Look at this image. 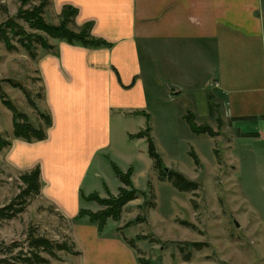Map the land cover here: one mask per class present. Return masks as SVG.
<instances>
[{
	"label": "crops",
	"instance_id": "crops-1",
	"mask_svg": "<svg viewBox=\"0 0 264 264\" xmlns=\"http://www.w3.org/2000/svg\"><path fill=\"white\" fill-rule=\"evenodd\" d=\"M46 1L54 15L75 9L74 25L90 23L91 36L110 44L94 49L54 40L56 53L37 60L51 126L43 141L15 139L6 158L23 173L39 167L40 196L64 219L94 212L82 199L92 194L83 193L85 180L90 173L98 177L109 158L115 123L141 117L148 89L157 92L159 79L187 82L169 90L172 97L190 96L196 120L219 105L238 151L264 148L262 0ZM105 228L98 233L87 218L73 223L80 264H138L119 232L109 235Z\"/></svg>",
	"mask_w": 264,
	"mask_h": 264
},
{
	"label": "rangeland",
	"instance_id": "rangeland-1",
	"mask_svg": "<svg viewBox=\"0 0 264 264\" xmlns=\"http://www.w3.org/2000/svg\"><path fill=\"white\" fill-rule=\"evenodd\" d=\"M41 1L30 0L24 9L30 10ZM19 8L20 0H0V25L13 20L26 34L47 38L18 17ZM44 19L52 25L60 20V14L52 13L50 3L44 10ZM10 42L12 50L0 42V90L34 127H41L39 114L45 112V107L37 60L47 51L34 43L33 52H28L12 36ZM47 42L55 43L52 39ZM183 59L191 60L186 56ZM173 80L159 79L161 87L157 92L148 89L144 115L115 123L110 156L103 159L98 177L88 175L82 191L111 196L120 184L112 165L124 174L131 170L130 180L140 194L122 209L116 223L108 221L105 230L109 235L119 232L132 244L138 264L141 260L148 264H264V148L247 153L235 149V134L219 105L204 120L194 117L197 126H209L216 136L194 134L185 119L192 112L190 96L172 97L169 90L175 86L185 89L187 82L179 77ZM15 84L25 89L33 105L19 88L13 87ZM147 125L162 160V170L156 169L148 157L145 139L131 138L145 131ZM12 131V115L0 99V140L10 142V146L15 140ZM10 146L0 150V208L14 200L24 187L20 181L23 172L12 168L6 159ZM170 171L196 183L198 189L177 191L165 176ZM90 208L94 212L101 209L91 202ZM72 225L40 195L27 199L21 213L0 222V260H5L1 264H23L14 258L20 252H29L27 239L32 232L70 247ZM75 250L78 251L76 246ZM79 256L58 252L57 258H51L42 254L47 264H80Z\"/></svg>",
	"mask_w": 264,
	"mask_h": 264
},
{
	"label": "trees",
	"instance_id": "trees-1",
	"mask_svg": "<svg viewBox=\"0 0 264 264\" xmlns=\"http://www.w3.org/2000/svg\"><path fill=\"white\" fill-rule=\"evenodd\" d=\"M29 1L30 0H20L18 17L21 18L31 30L43 33L47 38H44V36L40 34H26L21 26L16 24L13 20H8L6 23L0 25V42L4 43L7 50L14 49V46L10 42V36L18 38V43H20L21 46L28 52H33V44L35 43L43 50L55 54V46L50 45L47 42V39L62 41L68 45H79L84 48L97 49L110 47V44L105 41L91 36L90 23L85 24L80 28L74 25V18L76 16L75 9L68 6L64 7L60 13V20L58 24L52 25L47 23L44 19V10L46 6L49 5V2L42 0L40 5L32 7L30 10H25L24 7L29 5ZM31 56L34 57L33 54H31ZM13 87L19 88L24 95H26L29 103L32 104V101L27 96L23 87L16 84L13 85ZM0 99L12 115V134L14 139H19L26 143H34L43 141L46 138V129L51 126V117L48 113L44 112L39 114L40 119L43 121V126H39L37 128L31 124L28 117L24 113L18 111V109L9 100H5V95L1 92V90ZM212 113L213 109L210 106V116ZM139 115H144V113ZM185 119L194 134H205L209 137L216 136L209 126H197L194 122V116L192 113H188ZM150 132L151 130L147 125L145 131H141L136 135L131 136V138L145 139L148 157L151 159L156 169L162 170V160L156 152ZM8 146H10V142L0 140V150L3 147ZM190 156L194 163L198 165L199 161L195 154L191 152ZM112 169L116 178L122 185V187L118 189L117 195L108 196V198H100L97 194H91L86 198L82 197V199L86 202L96 203L101 210L97 212L80 210L77 217L72 220L73 223H79L82 219L87 218L88 223L95 225L98 233L101 234L107 221L111 220L113 222H117L120 219L122 209L128 203L135 200L140 194L139 191L134 188L130 180L131 170L124 174L115 165H112ZM165 176L171 182L173 188L179 192H192L198 189V185L196 183L186 180L179 173L170 171L165 174ZM20 181L24 187L14 200H12L7 206L0 208V222L14 218L17 214L23 211L27 199L40 195L41 182L39 167H35L31 171L23 173L20 176ZM16 204L19 205V208H16ZM27 241L29 252L27 254L20 252L14 258L15 261L23 264H47L48 260L42 257V254H46L51 258H57L58 252H66L74 256L80 255V252L75 250L74 242H71V246L69 247L65 242L50 241L43 236H35L33 232L28 234ZM123 242L132 248L131 243L127 242L125 239H123ZM4 262L5 260H0V264ZM139 264H148V262L141 260L139 261Z\"/></svg>",
	"mask_w": 264,
	"mask_h": 264
},
{
	"label": "water",
	"instance_id": "water-1",
	"mask_svg": "<svg viewBox=\"0 0 264 264\" xmlns=\"http://www.w3.org/2000/svg\"><path fill=\"white\" fill-rule=\"evenodd\" d=\"M165 171H166V169H165Z\"/></svg>",
	"mask_w": 264,
	"mask_h": 264
}]
</instances>
